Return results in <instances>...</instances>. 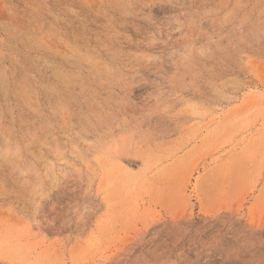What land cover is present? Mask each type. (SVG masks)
<instances>
[{"label":"rangeland","instance_id":"374dc122","mask_svg":"<svg viewBox=\"0 0 264 264\" xmlns=\"http://www.w3.org/2000/svg\"><path fill=\"white\" fill-rule=\"evenodd\" d=\"M0 264H264V0H0Z\"/></svg>","mask_w":264,"mask_h":264}]
</instances>
